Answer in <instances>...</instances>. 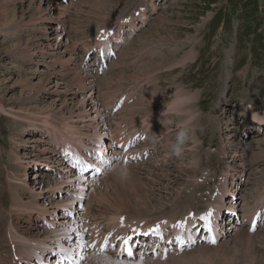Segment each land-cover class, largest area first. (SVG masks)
<instances>
[{"label":"rangeland","instance_id":"rangeland-1","mask_svg":"<svg viewBox=\"0 0 264 264\" xmlns=\"http://www.w3.org/2000/svg\"><path fill=\"white\" fill-rule=\"evenodd\" d=\"M37 7V0H0V103L6 105V110L0 107V255L3 256L2 253L7 252V242L3 239L6 227L11 220L16 224L18 221L16 216L19 212H12L13 191L22 190L17 180L19 165L14 160L16 152L26 161L27 171L24 174L28 172L30 186L36 173L53 179L58 177L57 171H54L57 170L55 166L53 171L40 167H46L44 163L47 161L38 160L41 150L31 144L34 142L30 140L36 132L29 129L26 118L15 121L18 120L17 117L8 112L11 102L17 103L15 106L22 105L31 112L36 111L37 107L46 110L52 107L49 104L53 103L54 95L44 93L42 86L45 80L65 75L66 81H76L73 84L79 86L76 73L63 66L69 56L64 60L56 56L57 60L52 62V55L45 52L39 56L32 54L38 34L44 41L55 42L51 35L54 33L53 29L58 27L57 7L54 6L56 9L52 10H40ZM147 7L148 15L143 18V22L147 19V23L140 24L139 30L131 37H125L114 61L98 72L96 70L103 66L102 62L91 68L90 62L85 61L87 52L84 49L87 51L93 37L101 29H108L109 25L133 11ZM63 9V20L58 28L62 26L65 29V39H68V45L72 48L70 56L74 57V67L80 66L91 74L93 85H96L94 92H97L94 96H98L101 106L105 102V94L112 96L111 106L121 107L112 116L113 129L119 125V131L129 134L143 125L139 129H143L148 139L140 146L149 143L147 147L152 151L150 153L154 162L149 166L152 170L140 167L137 170L134 166L138 165L133 166V162L123 166L131 174L127 179L120 177L116 183H110L107 192L109 197L106 196L109 205L104 198H100L101 193L97 191L94 202H97L95 208L98 209L92 210V206L91 215H101V219L107 220L104 218L123 207L121 210L128 217L147 219L146 217L170 213L173 209L181 214L187 211L189 205L195 210L207 209L205 199L207 202L213 199L217 189L215 184L223 182L221 179L225 178L228 163L233 165L230 169H238L235 178L228 181V185L233 187L230 191L236 193L234 198L238 200L237 205L242 207L245 200L254 204V194H257L256 201L259 202L263 195L259 194L264 187V127L254 128L251 134L243 128V132L239 124L240 116L236 115L243 114L250 105H255L264 112V0H69L64 2ZM107 37L109 33H106L105 38ZM123 37L122 34V40ZM84 77H87L86 72ZM177 86H184L194 93L197 102L193 107L199 113L197 123L201 129L186 145L181 157L171 156L167 151L175 131L171 125L163 127L164 117L161 116L165 101ZM118 98L122 101L121 105L116 101ZM41 99L45 102L39 101ZM105 103L107 104V100ZM56 105L60 107L62 104L57 102ZM73 105L74 103H70L62 106L63 110L62 107L59 110L56 108V121L62 120V112L65 115L74 112L70 110ZM158 110L161 112L153 124ZM145 116L153 118L150 121L145 119L147 124H144ZM23 126H26L24 132ZM82 129L87 130L84 126ZM39 143L37 142L38 145ZM230 143L248 148L246 155L235 156ZM43 146L51 147L49 144ZM50 153L52 152L48 154ZM242 161H245L244 165H241ZM51 163L48 164L52 165ZM243 168L244 177H241L239 170ZM207 169L211 176L209 173L208 176L205 175ZM110 172L105 177L110 176L111 179L117 176ZM26 174L22 178L26 179ZM201 177H206L205 183L199 182ZM9 182L15 184L9 187ZM101 183L103 187L106 186L104 181ZM165 185L168 189L164 188ZM157 191H161L162 196L166 193L167 197L157 196ZM28 194L29 192L26 196ZM29 195L34 198L31 192ZM49 195L54 196L52 192ZM145 196L153 199L138 201ZM55 198L60 199L57 195ZM229 198L231 196L228 194ZM124 199L125 201H121ZM86 202L87 200L82 208L87 207ZM113 205L116 209L111 208ZM60 212L61 210L58 214L64 215ZM234 219L238 220L237 217ZM231 221L227 220L223 225L231 235L228 240L199 242L179 255L164 259L147 257L138 264H264L263 219L255 227L250 224L236 225ZM21 223L24 225L21 230L25 228L30 234H37L36 236L42 235L41 227L37 224L47 225L38 218L30 223ZM233 224L236 227L231 230L230 225ZM239 232L242 234L240 238L237 236ZM99 257H88L82 264H99L96 263ZM118 262L116 263L123 264L122 261Z\"/></svg>","mask_w":264,"mask_h":264},{"label":"bare ground","instance_id":"bare-ground-1","mask_svg":"<svg viewBox=\"0 0 264 264\" xmlns=\"http://www.w3.org/2000/svg\"><path fill=\"white\" fill-rule=\"evenodd\" d=\"M37 1H38V7L37 8H39L40 10H42V9L43 10H49V9L52 10V8H54V9H56L55 7L58 8V11L56 13V15H57L56 17L58 19V27H59L61 24L60 22H62L61 20H63V13L65 11L63 9V4L65 1H63V0H61V1H58V0H37ZM20 22H22V21H20ZM58 27L54 28V26H51L52 29L54 28L53 29L54 33H53V35H51V38L55 39V42L51 41V40L44 41V38L43 37L41 38L40 34H38L39 35L37 37L38 40H37V42H34L35 44H33L34 47L32 48V50H33L32 54L39 56L40 54L45 52L49 55H52V57H51L52 62L57 60V59H55L56 56L62 57L63 60L66 58V56H69L66 58V61L63 62V66L69 67L71 70H73L76 73L75 78L78 80L79 86H76L75 85L76 83L73 84L76 81H71V80L66 81L65 77H67V76H65V75H61L57 79L55 78V79L50 80V81L45 80L43 83V86H42V88H44L43 89L44 93L46 92L47 95H51V94L54 95V97L52 99L53 103L49 104L52 106L51 108H47L46 110H43V109H39L37 107L38 109L36 108V111L33 110L31 112V111L25 110L26 108L24 106H22V105L21 106H15V104H17V103L11 102L12 105L10 106V109L8 110V112H11V113H13V115H15L14 116L15 118L17 117L18 120H15V121H19V120L22 121L24 118H26L28 120V126H30V128L29 127L28 128L31 130L34 129V132L38 133V134L34 133L32 136V140H30V141L34 142V143H31V144H33L32 145L33 147L36 146L37 149L41 150V155L38 157V160H40V161L44 160V161H47L48 163L52 162L51 163L52 166L53 167L55 166L57 169L54 171L55 172L57 171L56 173L58 174V177L56 179H53V178H50V176H48V175L46 177H43L41 174L36 173L33 175V176H35V178L32 182L33 183L32 186H30L28 179H27L28 178V172H27V174L25 173L27 175L25 177L26 179L22 178V175H25L24 172L27 171L26 161H24L25 159H23V157H21L20 154L18 152H16L14 160L19 165V168L17 169L18 170L17 180L19 181L20 187L22 188V190L13 191V196L12 195L11 196L14 199V202L12 204V208H13L12 212H19L18 215L16 216L18 221L16 224L13 220H11L13 222L10 221L8 223V226L6 227L7 230L4 234L5 238L3 236V239H5V241L7 242V249H6L7 252L2 253V254H4V256L0 255V261H1L0 264H24V262H21V261L25 260L27 258L29 259L30 257H32L33 254H36L37 256L39 255V257H41L39 252H42L43 248H45V251H46V248H50V252H53L54 249L52 247H54V246H58V247L60 246L61 248L76 254V256L80 255L81 257H83V258H81V257L77 256L78 259H80V260L83 259L80 262V264H82L84 259H86L88 257L90 259H94L96 257H99L96 255H102V257H99L96 260V263H99V264H114L117 261H119V262L122 261L123 264H138L141 261L143 262L142 259H144V261H145V259L147 257H150L151 259H153V258L164 259L167 257L170 258V256L173 257L174 255L181 254L182 251H184L186 249L185 247H183V248L181 247L182 249L181 248H174L171 252L166 253V254L164 252H161V253L159 252L157 255L154 254V252H152L148 248L145 250L144 256H142V257H140V256L138 257L137 255H134L130 258L118 259L111 252L110 253H108V252L102 253V254L96 253L95 251L91 250L88 243L84 242L86 234L88 235L87 228L90 229L91 227H90V225H87V228H86L87 223H85V222L83 223L82 219L87 218V215H90L93 218H95L96 220H100L101 215L95 216L94 214H92V215L90 214V209L92 206H94V209H92V210L98 209V208L97 209L95 208V204L98 205L97 202H94L95 197H97L96 196L97 191H99L101 193V195H99L100 198H104L105 202L108 201L106 199V196L109 197L107 192L109 190L110 183L111 182L116 183V180H118L120 178V175L118 174V170L126 169L123 166L129 164V161L128 162L127 161L122 162L121 160H119L117 158L116 154H112V153H114V150L110 151V153H108L107 150L109 148H111L113 142H119L124 137H127V139L124 140V145L126 144V142L128 140H130L133 143L132 145H134L136 143V140L139 141V140H142L143 137H145V133H143V129L140 130L141 129L140 127H143V125L142 126L140 125V127H139L140 129L139 128L136 130L132 129L133 131L129 134H126L123 131H119L118 128L114 127L116 133H114L113 139H108V135H112V132H109L110 131L109 127H110V125H112L111 124V118L109 117V114L101 107V104L97 98L98 96L97 95L94 96V93H97V92H96V90L94 92V88L96 85L95 84H94L95 86L93 85V81L91 79V74L88 71H86L84 68H81L80 66L74 67V65H73L74 63L72 61V59L74 57L70 56L71 55L70 51L72 48L69 47V45H68V41H67L68 39L67 40L65 39V36H66L65 29L62 26L60 27V29ZM56 30L58 32H55ZM119 41H122V35H120ZM90 48H91V46H88L87 50L88 51L91 50ZM98 64L100 65V62ZM147 66H148V64H147ZM70 69H69V71H70ZM94 69H96V68H94ZM99 69H100V66L98 67V69L96 71L98 72ZM146 69H149V67H147ZM62 71H64V70L62 69ZM85 72L87 73V77H84ZM93 75H94V73H93ZM41 82H43V81H41ZM71 84H73V85H71ZM98 95H99V92H98ZM103 96H104L103 99H105V102L107 100V104L110 105V101L112 100V96L111 95L107 96L105 94ZM39 101L45 102V100H42V99ZM57 102H60L62 105L60 107H57V105H56ZM70 103H74V105L70 108V110L74 111V112H72L70 114H66V115L63 114V112H62V114H61L62 120L56 121V115H58V113L55 111V109L58 108L57 110H59V108H61L62 106L63 107L68 106ZM5 106L2 105V103H0V107L2 108V110H6ZM63 107L61 108L62 110H63ZM74 107H75V109H73ZM52 108H54V109H52ZM61 109H60V111H62ZM22 111H25V112H22ZM160 112H161L160 110L155 112V113H157V117L155 120L153 119L154 122L152 120L153 124L158 119V115ZM245 114L248 116V118H250V116H252V117H254V119L264 120V113H262L260 111V109L255 105H250V107H248V109L245 111ZM150 118H153V117L145 116L143 118V121L145 119H148L147 121H150L149 120ZM141 122H142V120H141ZM152 122H150V124H152ZM145 123L147 124V122L144 121V124ZM81 124L87 130L84 131L82 129L83 126H80ZM148 125H147V128H149ZM152 125L150 127H152ZM25 127L26 126L22 127L23 132H24ZM88 129H91V130H88ZM146 131L148 132V130H146ZM243 132H244V130H243ZM246 132H249V129H247ZM129 135H133V136H129ZM38 136H40V137H38ZM91 136L93 138H91ZM68 137L72 140L75 138H77V139L80 138L83 142H86V143L91 138L95 144H102V145L106 144V145L100 147L102 150H105L104 152L108 153V155L110 157V161H111L110 164H108V163L104 164L103 163L102 167L104 168L105 172L103 171V173L101 175H99L95 178L89 177L88 179H86L85 176L84 177L80 176L79 174L74 175V173H75V172H73L74 169L72 167H70L69 165L64 164V161L59 159L55 154L56 149L58 147V144L60 142L63 143V145L66 147L69 145V143H67ZM37 142H40L39 145L37 144ZM256 142L258 143V141H256ZM23 143L27 144V142H24V141H23ZM43 144L44 145L49 144V146H51V147H49V148H46V146L42 147ZM147 144H149V143H144L142 146L137 145V147L132 146L131 147L132 150L126 154V155H132L133 150H135L136 152L143 153L145 158L142 161H140L138 163H136V162L132 163L133 166H134V164L138 165V166H134V168H136L137 170H139L140 168H142L144 170L145 169L148 170L150 164L153 165V163H154V162H152V156L150 153L151 150H150V148L147 147ZM238 146L240 147V145H238V144H235L233 146V144L230 143V147L234 148V154H236L235 156L246 155L245 153H246V150L248 148H242V147L238 148ZM241 151H242V154H240ZM49 152H52V153L48 154ZM192 153H193V151H192ZM194 156H196V154H194ZM33 160L36 161V159H33ZM242 160H244V158H242ZM47 162L44 163L45 166H47V164H48ZM244 163H245V161H242L241 165H244ZM231 166H233V165L228 163V165H227L228 169H225V171H226V173L224 174L225 178L223 176L224 179H221V181H223V182L219 185L215 184V186L217 188L216 189L217 195L216 194H215L216 196L213 195V199L211 200V202L208 203L207 209L202 208L200 210H202V211L213 210L218 206L220 200L225 198L224 197L225 195L228 196V194H229L228 192L230 191V188H232V187H230V185H228V181H230L231 178L234 179L236 172L238 171V169H236L234 167H232L230 169L229 167H231ZM137 167H140V168H137ZM200 168L201 167H197V169L201 170L202 168L201 169ZM149 169L152 170V168H149ZM194 170H195V168H194ZM110 171L112 172L113 175H117V176L113 177L111 179H110V176L105 177L108 174L107 172H110ZM127 171H129V170H127ZM206 171H208V172L205 175L208 176L209 169H207ZM231 171H233V172H231ZM239 171H240L241 177H244L243 174L245 172V168H243ZM128 173L131 174V172H128ZM46 178H47V180H46ZM136 178H138V177L136 176ZM101 179L105 182L106 186L103 187V185L101 183L103 181H101ZM152 179H154V178H152ZM245 179H246V177H245ZM249 179H247V180L249 181ZM138 181H140V179ZM177 181L179 182V180H177ZM177 181H175V182L177 183ZM134 182L137 183V181H134ZM239 182H237V184H239ZM46 183H47V185H46ZM8 184L10 187L12 184H15V183L9 182ZM41 184H43V185L41 186ZM164 188L168 189V186L165 185ZM234 190H236V187L234 188ZM28 192H29V194H30V192L33 194L32 195L34 197L33 199L31 198V196L29 194L26 196V193H28ZM51 192L54 194V196L49 195ZM106 193H107V195H106ZM157 193H158L157 196H159V197H163V198L167 197L166 193L163 196L161 194V191H157ZM146 194H148V193H146ZM55 195L59 196L60 199L56 200ZM147 196H145L144 198H139L138 201L139 200H146V199H149V200L153 199L152 196H151L152 199L148 198ZM157 196H154V197H157ZM231 198H232V196H231ZM236 199H237V197H236ZM85 200H87V202H86L87 207L82 208L84 206ZM121 201H125V199L121 200ZM154 201H152V202H154ZM237 201L238 200H235V198L232 199V202H233L232 206L233 207L237 205ZM118 202H119V199H118ZM155 202H154V204H155ZM225 202H226V200H225ZM263 202H264V194L261 196L258 203H263ZM77 203L79 204L78 206L76 205ZM106 203H108V202H106ZM108 205H109V203H108ZM249 205L250 204L247 203L245 200V203H243L242 207L244 209H246L245 210L246 212L252 213L254 211V209L252 207H250ZM189 206H191V205H189ZM189 206H188L187 211L184 213H181V214L177 213L176 212L177 210L175 211L173 209L170 211V213H167V214L165 213L161 216H156V217H146L147 219H136V218H132L130 216L128 217L122 211L123 207L121 206L122 210L119 209L115 213L109 214L107 218H104V219H107V221H108L107 225H105V226H107L109 229L115 230L116 232H118L119 230L126 231V230H132L133 228H139L141 226H146L149 229H151V231L153 232L152 234H154V232H156V230H153L152 228L154 226V223L158 222V220H159L160 222L163 223L161 225V228L165 227L168 229L172 223H177V224L180 223L179 226L181 228H185V227L189 226L190 224H192L194 216L196 214V212L193 211V208H191ZM232 206H231V208H232ZM111 208L116 209L114 205ZM144 208H146V207H144ZM105 209H106V207H105ZM59 210H61V212H63L64 215L58 214ZM63 210L75 211V216L70 217ZM127 212H129V211L127 210ZM132 212H134V211H132ZM39 214H42V216H43L42 220H44V222L49 221L51 223L50 226L44 225V223H38L37 224L39 227H41L40 231H41L42 235L39 234V236H36L37 234H30V232H27V230H25V228H22V230H21V227L24 226L21 223L22 221H23V223L24 222L30 223L33 219H37V218L39 219L41 217ZM249 215L251 217V221L249 223L250 226H252V225H253L252 227L257 226L258 222H256L255 224L253 222V220L256 218V216L254 214H249ZM59 217H61L62 219L58 220L57 218H59ZM101 218H103V217H101ZM262 219L263 218H261L260 220H262ZM101 222L99 221L100 224H101ZM186 223H187V225H186ZM214 225H217V224H215V222H212V227ZM219 227H220V225H219ZM230 227H231L230 229L233 230V227H236V225L233 224L232 226L230 225ZM208 233L209 232L207 231V229L203 228L200 230L199 233L196 232V233H193V235H197L196 236L197 241L200 240L201 243H210L212 241V239H214V240H217V239L225 240L229 236V230H226V228H224V226L221 227L220 236H218V237L217 236L209 237ZM241 235H242L241 232L237 233L238 238H240ZM192 237H194V236H192ZM229 237H231V235ZM145 243L147 246L149 245V241H146ZM49 254H51V253H48L47 256H49ZM50 256L52 257L53 254H51ZM54 256L56 257L55 254H54ZM165 261H167V260H165ZM25 264H28L27 260H25ZM85 264H91V263L86 262Z\"/></svg>","mask_w":264,"mask_h":264},{"label":"clouds","instance_id":"clouds-1","mask_svg":"<svg viewBox=\"0 0 264 264\" xmlns=\"http://www.w3.org/2000/svg\"><path fill=\"white\" fill-rule=\"evenodd\" d=\"M197 101L194 93L184 86H177L164 104L163 127L171 125L174 128V139L169 143L167 151L171 156L181 157L186 145L193 139L200 129L198 125L199 113L193 107ZM121 179H127L129 173L126 169L118 170Z\"/></svg>","mask_w":264,"mask_h":264},{"label":"snow or ice","instance_id":"snow-or-ice-1","mask_svg":"<svg viewBox=\"0 0 264 264\" xmlns=\"http://www.w3.org/2000/svg\"><path fill=\"white\" fill-rule=\"evenodd\" d=\"M75 166V165H74ZM209 215H211V213H209ZM202 219H207V217H202ZM214 242V241H213Z\"/></svg>","mask_w":264,"mask_h":264}]
</instances>
